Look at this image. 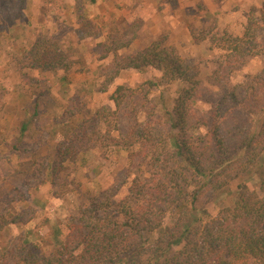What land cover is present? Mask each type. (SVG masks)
Masks as SVG:
<instances>
[{
    "label": "trees",
    "instance_id": "obj_1",
    "mask_svg": "<svg viewBox=\"0 0 264 264\" xmlns=\"http://www.w3.org/2000/svg\"><path fill=\"white\" fill-rule=\"evenodd\" d=\"M257 12V17L250 15L246 19L240 37L225 32L216 43L212 37L210 48L214 45L227 59L240 63L263 53L258 34L264 30V4ZM88 37L94 39L91 35ZM101 38L100 35L97 39ZM192 38L201 42L204 36L192 35ZM116 42L99 59L111 57L109 63L113 69L110 76H105L99 93H106L122 71L156 70L160 77L146 80L144 86L149 90L161 88L160 96H163L166 87L180 82V94L170 105H160L163 119L154 121L157 113L152 109L139 112L144 113L142 119L136 116L125 134H119L117 139L111 134L118 132L117 114L122 100L136 92L123 85L115 88L108 103L91 113V123L93 120L96 125H89L84 116L71 127H68L70 119L62 121L64 133L57 137L53 161L44 168V172L49 171L52 186L59 185L57 197L63 196L67 192L65 188L73 182L66 183L62 173L68 174L79 158L84 164L88 151L104 148L117 155L130 152L128 166H119L123 173L121 180L115 181L108 191L81 197V191L75 190L80 194V206L66 226L69 235L58 248L48 255H40L37 246L24 239L12 253L3 249L0 264H264V172L255 175L258 184L253 188L239 182L236 200L215 216H209L206 208L197 203L198 194L205 188L213 193L227 190L232 181L248 174L258 164L264 152V93L256 101L254 87L262 81L261 76H255L247 87L252 91L250 100H255L262 113L259 130L244 133L240 129H225L227 135L233 133L239 140L236 147H231L221 126L222 107L230 103L254 116L258 106L252 107L247 102V93L240 101L232 90L218 101L209 130L202 137L192 139L186 136V123L189 107L198 100L201 86L196 67L173 47L164 46L161 40L116 60L120 50L129 47L131 41L121 45ZM26 54L25 67L32 71L67 73L73 66L69 58L71 48L63 49L62 43L49 37L33 42ZM149 90L145 91V100ZM32 105L33 117L39 115L38 96ZM27 126L28 123H22L21 134ZM139 149L145 151L142 161L147 167L146 175L143 170L134 173L127 168L133 164L131 155L141 154L132 151ZM13 150L17 151L15 146ZM72 170L75 174L76 167ZM23 174L24 178L17 182L19 189H14L22 193L19 202L26 201L29 195L24 190L29 184V175ZM17 221V218L8 221L0 217V232Z\"/></svg>",
    "mask_w": 264,
    "mask_h": 264
},
{
    "label": "rangeland",
    "instance_id": "obj_2",
    "mask_svg": "<svg viewBox=\"0 0 264 264\" xmlns=\"http://www.w3.org/2000/svg\"><path fill=\"white\" fill-rule=\"evenodd\" d=\"M118 1L0 0V217L8 221L18 219V224H11L0 232V256L3 249L12 253L24 239L35 244L40 255L50 254L69 235L66 226L70 218L76 216L80 206V194L75 190L81 191V197L83 194L98 195L108 191L115 181L121 180L120 174L123 173L119 166H128L127 153L130 152L117 155L106 152L104 148L88 151L84 164H81L79 158L76 166L68 169V174L62 173V179L66 183L73 182L65 188L67 192L63 196L57 197L59 185L52 186L48 178L49 171L47 174L44 168H47L48 162L53 161L57 137L64 133L62 121L70 119L68 127H71L84 116L89 125H96L93 120L91 123V113L108 103L116 85H123L136 92L122 100L117 114L118 132L111 134L117 139L119 134H125L136 116L142 119L144 113L139 112H151L152 109L157 113L154 121L163 119L160 105H170L180 94V82L166 87L163 96H160L161 88L149 90L144 86L146 80L160 77L156 70L137 72L131 77L121 76L114 80L106 93H99L105 76H110L113 72L109 63L111 57L108 62L99 59L108 48L115 47L114 41L118 45L131 41V46L120 50L116 60L125 59L142 50L153 36L152 41L161 40L164 46L173 47L186 62L196 67L201 86L197 94L198 100L189 107L186 123L188 138H200L209 130L213 111L226 92L235 90L240 101L247 93V102L254 107L256 102L250 100L252 91L247 87L255 76H261L262 81L254 87L256 101L264 93V52L256 57L242 59L240 63L233 58L227 59L214 45L210 48L211 41L215 38L216 43V39H220L225 32L240 37L246 19L250 15L258 16L257 11L264 4L263 0H218V4L224 2L226 9L213 16L206 14L204 7L200 5L202 0H197L201 7L196 8L198 12L192 13L186 8L183 16L181 15V19L186 21L188 33L193 37L204 36L201 42L193 39L192 46H188L183 39L180 17L176 19L177 22L174 21V28L167 25L170 20L163 8L168 6L171 9L169 2L173 7L176 0H138L141 1L140 4L137 0H127V7L124 6L126 9L120 17L113 15L116 4L121 3ZM142 3L145 16H135L132 20L125 21L123 14L136 11L137 4L141 9ZM90 35L94 39L89 38ZM100 35L102 38L97 39ZM43 37L59 41L63 49L71 48L72 55L69 58L73 66L69 72L42 73L25 67L26 52L33 42ZM175 37L179 47L174 45ZM258 42L262 51L264 30L259 32ZM119 81L121 83L116 84ZM147 90L149 94L145 100L143 96ZM37 96L40 103L39 115L33 117L32 104ZM222 109L224 119L221 126L231 147H236L239 140L233 133L227 135L225 129H240L244 133L251 129L259 130L262 118L259 105L255 108L257 114L254 116L230 103L225 104ZM72 115L73 118H69ZM25 122L28 126L21 134V125ZM14 146L17 151L13 150ZM132 152L141 154L131 155L133 164L127 168L134 173H138L139 169L143 170L146 175L147 167L142 161L144 149ZM74 167L75 174L72 170ZM23 172H28L29 175V184L24 189L29 195L26 201L19 202L18 198L22 193L14 189H19L17 182L24 178ZM263 172L264 152L258 158V164L248 174L232 181L227 190L213 193L205 188L198 194L197 203L206 208L209 216H215L219 210L231 206L236 200V185L239 182L243 181L253 188L258 184L255 175L260 176ZM127 187L128 185L122 188L120 197ZM44 189L45 194L41 195ZM39 190L41 191L37 193ZM28 218L29 222L26 223Z\"/></svg>",
    "mask_w": 264,
    "mask_h": 264
},
{
    "label": "crops",
    "instance_id": "obj_3",
    "mask_svg": "<svg viewBox=\"0 0 264 264\" xmlns=\"http://www.w3.org/2000/svg\"><path fill=\"white\" fill-rule=\"evenodd\" d=\"M227 1H231V0H227ZM118 2H121V3L116 4V8L114 10V14L113 15L114 16L118 15L117 17H120L122 15V12H124L125 9H126V8H124V6L127 7L128 3H127V0H119ZM137 2H139L138 4L141 3V1H138V0H137ZM175 2H176V5H174L175 7L174 6L172 7L171 2H169V6L171 7V9L170 8L168 9V6H166V8H163V10L165 11L166 17L168 18V20H170V21H168L167 25L169 27H171V28H174V21L177 22L176 19H178V17H180L179 20H180L181 24L183 25L182 29H181V32H182V35L184 37L183 36L182 37H183L184 41L186 42V44L188 46H192V45H194V43H193L194 40L192 38V35L190 33H188L187 27L185 26L186 21L184 22V20L181 19V15L183 16L184 9L186 10V8L188 10H191L192 13H195L196 8L199 6L200 3H198L197 0H176ZM187 2H188V4H187ZM200 2H201L200 5L204 7L203 9L206 12V14H208V15H212L213 16L214 14H219V12H222L223 10L226 9L225 5H224V2H223V4H218V0H202ZM138 4H137L136 11H132L131 10L129 13L123 14V16L126 17L124 19L125 21H130V20H132L131 18L135 17V16H141V17L145 16L144 13H146V11L144 9L143 3L141 5V9L138 8ZM149 6L151 7V4ZM232 11H233L232 13H234L233 9H232ZM152 13H154V12H152ZM168 13L170 14V16H168L169 15ZM98 14H100L101 16L104 15V13H98ZM168 26H167V28H169ZM165 28H166V26H165ZM152 40H154L153 36H152L151 41ZM151 41L149 43L147 42L148 43L147 46L153 42V41L152 42ZM174 45H175V47H179V43H177L176 37L174 39ZM182 45H184V44H182ZM130 46H131V44H130ZM146 47H144V48H146ZM108 61H109V59H107L106 62H108ZM136 74H137V72H135V71H122V72H120V74L116 78V80L119 79L121 76L122 77H131V76H134ZM129 79L126 81L127 85L129 84L128 83ZM120 83L121 82L119 81L116 84H120ZM116 86H119V85H116ZM41 190H39L37 193H39ZM46 192H48V191H46ZM44 194H45V189L42 191L41 195H44ZM46 196H48V193H46Z\"/></svg>",
    "mask_w": 264,
    "mask_h": 264
}]
</instances>
